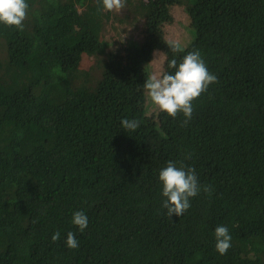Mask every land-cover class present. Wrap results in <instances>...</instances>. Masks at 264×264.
<instances>
[{"label":"trees","instance_id":"16d2710c","mask_svg":"<svg viewBox=\"0 0 264 264\" xmlns=\"http://www.w3.org/2000/svg\"><path fill=\"white\" fill-rule=\"evenodd\" d=\"M25 2L21 27L0 23V264H264V0H127L112 12L100 0ZM194 50L218 82L185 124L143 84ZM169 161L202 186L171 218L158 178Z\"/></svg>","mask_w":264,"mask_h":264},{"label":"clouds","instance_id":"9594fccd","mask_svg":"<svg viewBox=\"0 0 264 264\" xmlns=\"http://www.w3.org/2000/svg\"><path fill=\"white\" fill-rule=\"evenodd\" d=\"M103 10L112 12L122 10L127 0H100ZM28 4L25 0H0V23L7 26L21 27L27 15ZM172 52H179L178 44L168 45ZM158 54H160L158 56ZM152 62H160V57L166 58V53H154ZM167 68L174 72L162 71L153 73L143 84L150 101L163 113L175 118L179 113L184 117V123L191 119L193 114L192 102L206 92L211 84L217 83L218 78L211 73L198 50L188 52L178 62L173 58L167 61ZM140 122L135 119H123L121 125L126 131L134 132ZM159 181L162 184V196L165 198L162 207L167 210L169 218L183 215L191 206V198L196 197L202 190L198 182L195 169L186 167L183 163L177 166L169 161L159 171ZM203 191L210 193V186H203ZM72 224L77 226L81 233L88 226V217L83 211H76L72 216ZM215 248L220 255L227 253L231 247V235L226 226L215 228ZM53 242L60 239V232L51 237ZM66 245L69 249H76L79 241L73 232H68Z\"/></svg>","mask_w":264,"mask_h":264},{"label":"rangeland","instance_id":"374dc122","mask_svg":"<svg viewBox=\"0 0 264 264\" xmlns=\"http://www.w3.org/2000/svg\"><path fill=\"white\" fill-rule=\"evenodd\" d=\"M136 2H137V0H136ZM180 14H181V12H180L179 8H177L176 15L181 21L182 20V16ZM123 26L124 25H122L120 27H123ZM128 31H131V30L128 29ZM113 32H114L113 29H111L110 25L108 24L106 37H112L114 35ZM165 32H166L167 39H169V40L172 39V41H175V42H178V43H183L186 40V39L184 40L183 32L177 30V27H175V28H173V27H169L168 28L167 27L165 29ZM94 62H95V60L93 58L89 59L87 56L84 55L83 59L81 61L80 67L83 68L85 71H92L93 67H94V70H95L97 68V65ZM95 74L98 75V71L97 72L95 71ZM152 111L153 110L151 109V107H149L148 114H151Z\"/></svg>","mask_w":264,"mask_h":264}]
</instances>
